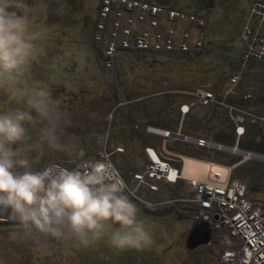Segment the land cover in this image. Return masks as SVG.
Masks as SVG:
<instances>
[{
    "label": "rangeland",
    "instance_id": "1",
    "mask_svg": "<svg viewBox=\"0 0 264 264\" xmlns=\"http://www.w3.org/2000/svg\"><path fill=\"white\" fill-rule=\"evenodd\" d=\"M100 1L87 0L90 7L85 13V0H66L67 12L49 18L60 25L53 45L30 68L38 81L57 78L53 92L64 97L72 114L68 131L79 137L84 151L76 160L58 153L30 158L36 168L66 165L84 172L94 161L105 160L141 214L163 228L167 238L147 252L113 253L107 248L88 252L52 239L16 244L3 236L7 218L0 217V264H224L213 247L219 242L216 230L213 240L189 244L199 220L189 205L178 201L193 177L182 172L181 155L228 166L225 182L243 181L249 195L264 205V158L222 146L264 154V9L258 5L264 0H142L162 6L155 24H150L147 8L125 9L113 2L103 39L98 40L94 33H99ZM170 7L194 17L170 19L165 9ZM116 9L118 28L113 26ZM127 18L130 31L123 44L126 33L121 26ZM113 29L116 53L106 66L104 39ZM145 30L148 44L137 45ZM167 37L175 40L172 48L165 45ZM182 40L189 44V53L180 51ZM62 45L74 56L62 57ZM203 89L212 90L214 98L204 102L198 92ZM241 124L244 132L238 136ZM163 130L173 131V136H164ZM181 134L203 136L221 146L201 145ZM149 143L160 158L177 167L176 180L146 171Z\"/></svg>",
    "mask_w": 264,
    "mask_h": 264
},
{
    "label": "clouds",
    "instance_id": "2",
    "mask_svg": "<svg viewBox=\"0 0 264 264\" xmlns=\"http://www.w3.org/2000/svg\"><path fill=\"white\" fill-rule=\"evenodd\" d=\"M90 5L85 0L83 11ZM66 0H0V217L12 243L52 239L68 249L147 252L168 233L141 214L123 186L95 169L36 168L31 156L76 160L84 148L68 131L71 113L52 83L34 79L31 65L53 45ZM62 57H73L65 46ZM61 57H58L60 59Z\"/></svg>",
    "mask_w": 264,
    "mask_h": 264
},
{
    "label": "built area",
    "instance_id": "3",
    "mask_svg": "<svg viewBox=\"0 0 264 264\" xmlns=\"http://www.w3.org/2000/svg\"><path fill=\"white\" fill-rule=\"evenodd\" d=\"M113 2H118L122 8L131 9L136 6L144 9L147 8L150 11L151 19L150 24H155L154 19L156 13H160L162 6L160 4L149 3L142 0H101L99 4V13L97 23L99 33H94V36L100 40L103 39L105 19L108 16ZM264 9V2L258 3V5ZM256 2L253 8L256 7ZM166 14L170 19L179 17H191L193 14H187L181 10L175 8H165ZM117 10V9H116ZM120 11H115V20L113 26L118 28ZM131 19L127 18L125 23H122L121 28L126 33L125 38L121 41L123 44H127L128 33L130 31L128 22ZM117 30H111L109 32L110 37L104 39V51L107 59L105 65H109L114 60L116 41L114 35ZM160 33H156L155 37L158 39ZM186 35V34H185ZM148 31L145 30L136 39L137 45H147L149 42L147 39ZM155 45L159 46L158 42ZM165 45L168 48L174 46L173 40L170 37L165 39ZM181 48H187L186 41L180 42ZM250 49L244 53L248 56ZM109 56V58H108ZM237 75L234 74L230 79L231 86L234 84V80ZM201 98L204 102L214 98V93L210 89L198 90ZM232 108L233 104H230ZM188 107L182 108L184 112ZM257 117V115H254ZM238 136L244 132V125H237ZM238 129V130H237ZM173 131L170 133L168 130H163L164 136H173ZM185 140L196 141L198 144H213L219 146L220 144L208 140L203 136L193 137L186 134L179 135ZM148 162L146 165V171L157 177H162L165 180H176L179 177L180 172L177 167H174L169 161L164 160L158 156L152 145L148 144L147 147ZM174 174H171V171ZM186 195L179 198L180 203H186L189 205L193 217L195 220L204 221L213 230L217 231L216 240L219 242L214 244L213 247L219 256V260L224 264H264V205L260 199H254L248 193L247 185L241 180H233L229 183H217L207 181L200 178L189 179L185 183ZM171 200V199H170ZM213 239H210L211 241ZM208 241V242H209Z\"/></svg>",
    "mask_w": 264,
    "mask_h": 264
},
{
    "label": "bare ground",
    "instance_id": "4",
    "mask_svg": "<svg viewBox=\"0 0 264 264\" xmlns=\"http://www.w3.org/2000/svg\"><path fill=\"white\" fill-rule=\"evenodd\" d=\"M222 146L225 148L233 149L238 152H242L246 157L248 155L249 156L254 155L256 157L264 158V155H261L253 151H245L235 146L230 147L227 144L222 145ZM181 156L183 159V166H182L183 173L193 176L192 178L197 177V178H201L207 181H212V182H217V183L225 182L227 173L229 171L228 166L216 163L214 161L199 159L194 156H189L185 154L184 155L182 154ZM90 167L91 169H95L98 175L101 176L102 178H106L110 180H115L116 178L115 173L110 171L111 168L108 165V162H106L105 160L94 161V163ZM171 174L172 175L174 174L173 170L171 171Z\"/></svg>",
    "mask_w": 264,
    "mask_h": 264
},
{
    "label": "water",
    "instance_id": "5",
    "mask_svg": "<svg viewBox=\"0 0 264 264\" xmlns=\"http://www.w3.org/2000/svg\"><path fill=\"white\" fill-rule=\"evenodd\" d=\"M204 221H197L194 223V226L190 233V242L191 245H196L198 243H206L211 239L212 229L207 226V223Z\"/></svg>",
    "mask_w": 264,
    "mask_h": 264
},
{
    "label": "trees",
    "instance_id": "6",
    "mask_svg": "<svg viewBox=\"0 0 264 264\" xmlns=\"http://www.w3.org/2000/svg\"><path fill=\"white\" fill-rule=\"evenodd\" d=\"M173 41H175V40H173ZM181 42V41H180ZM180 42L178 43V45L180 46ZM174 45H175V43H174ZM187 45H188V47H189V44L187 43ZM187 47V48H188ZM172 48V47H171ZM191 48L189 47V49H183L182 48V50H180V51H183V52H190L191 50H190ZM150 50H154V51H157V49H154V48H152V49H150ZM162 51H165V49H162ZM178 51V50H177ZM150 144V143H149ZM152 144V143H151Z\"/></svg>",
    "mask_w": 264,
    "mask_h": 264
},
{
    "label": "flooded vegetation",
    "instance_id": "7",
    "mask_svg": "<svg viewBox=\"0 0 264 264\" xmlns=\"http://www.w3.org/2000/svg\"><path fill=\"white\" fill-rule=\"evenodd\" d=\"M230 147H232V146H230ZM260 154V153H259ZM261 155H264V154H261ZM204 223V222H203Z\"/></svg>",
    "mask_w": 264,
    "mask_h": 264
},
{
    "label": "crops",
    "instance_id": "8",
    "mask_svg": "<svg viewBox=\"0 0 264 264\" xmlns=\"http://www.w3.org/2000/svg\"><path fill=\"white\" fill-rule=\"evenodd\" d=\"M176 150V149H175ZM179 151V150H178ZM180 152V151H179ZM261 154V153H260Z\"/></svg>",
    "mask_w": 264,
    "mask_h": 264
}]
</instances>
